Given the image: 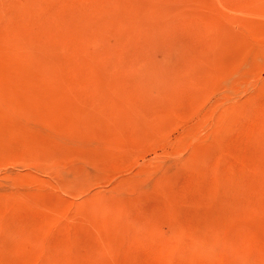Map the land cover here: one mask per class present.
Wrapping results in <instances>:
<instances>
[{
	"label": "rangeland",
	"instance_id": "374dc122",
	"mask_svg": "<svg viewBox=\"0 0 264 264\" xmlns=\"http://www.w3.org/2000/svg\"><path fill=\"white\" fill-rule=\"evenodd\" d=\"M0 264H264V0H0Z\"/></svg>",
	"mask_w": 264,
	"mask_h": 264
}]
</instances>
